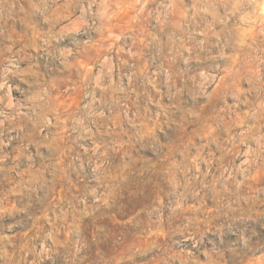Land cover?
Masks as SVG:
<instances>
[{
	"label": "rangeland",
	"instance_id": "rangeland-1",
	"mask_svg": "<svg viewBox=\"0 0 264 264\" xmlns=\"http://www.w3.org/2000/svg\"><path fill=\"white\" fill-rule=\"evenodd\" d=\"M0 264H264V0H0Z\"/></svg>",
	"mask_w": 264,
	"mask_h": 264
},
{
	"label": "bare ground",
	"instance_id": "bare-ground-1",
	"mask_svg": "<svg viewBox=\"0 0 264 264\" xmlns=\"http://www.w3.org/2000/svg\"><path fill=\"white\" fill-rule=\"evenodd\" d=\"M77 19V18H76ZM74 20V19H73ZM74 21H76V20H74ZM74 23H76V22H74ZM82 23V22H81ZM87 23V22H86ZM88 24V23H87ZM73 26V25H72ZM62 29V28H61ZM68 30V29H67ZM9 70H11V69H9ZM205 77V76H204Z\"/></svg>",
	"mask_w": 264,
	"mask_h": 264
}]
</instances>
